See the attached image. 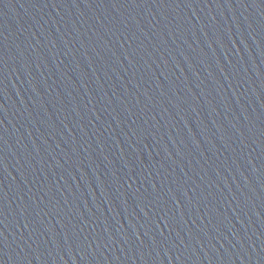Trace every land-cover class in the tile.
I'll return each instance as SVG.
<instances>
[{"label": "water", "instance_id": "1", "mask_svg": "<svg viewBox=\"0 0 264 264\" xmlns=\"http://www.w3.org/2000/svg\"><path fill=\"white\" fill-rule=\"evenodd\" d=\"M0 264H264V0H0Z\"/></svg>", "mask_w": 264, "mask_h": 264}]
</instances>
